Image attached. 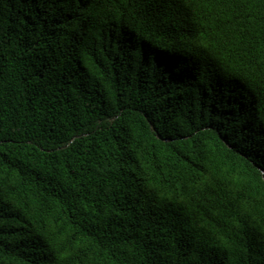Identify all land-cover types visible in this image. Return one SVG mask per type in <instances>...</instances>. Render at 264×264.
<instances>
[{"label":"trees","instance_id":"trees-1","mask_svg":"<svg viewBox=\"0 0 264 264\" xmlns=\"http://www.w3.org/2000/svg\"><path fill=\"white\" fill-rule=\"evenodd\" d=\"M0 264H264V0H0Z\"/></svg>","mask_w":264,"mask_h":264}]
</instances>
